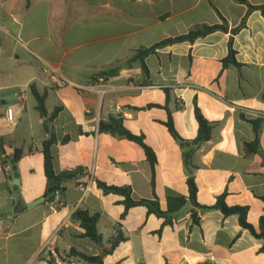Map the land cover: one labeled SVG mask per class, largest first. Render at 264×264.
<instances>
[{
  "label": "crops",
  "instance_id": "0c3cea01",
  "mask_svg": "<svg viewBox=\"0 0 264 264\" xmlns=\"http://www.w3.org/2000/svg\"><path fill=\"white\" fill-rule=\"evenodd\" d=\"M246 12L239 0H0V161L23 151L15 163L17 190L10 162L0 164V264H264L263 240L242 229L236 215L206 210L194 224L188 212L163 226L162 218L136 206L121 219L123 197L104 194L95 182L128 186L134 199L155 197L164 208L168 195L187 196L192 174L199 204L212 206L226 192V204L247 206V221L259 230L264 157L249 152L246 144L255 137L248 120L262 118L264 153V12L251 11L234 36L240 67H223L230 33L216 31L193 43L157 49L145 59L147 74L135 62L110 75L140 48L220 23V15L232 29ZM47 67L66 79L65 87L50 82ZM31 85L46 93L48 114L59 108L52 122L54 170L82 171L64 184L57 201L45 198L27 208L44 197L42 142L48 137ZM194 100L214 127L190 169L184 148L165 126L164 107L179 137L193 140L198 130ZM7 108L13 110V122L5 118ZM110 116L121 117L124 127L143 136L154 151L153 188L143 148L99 130ZM18 199L26 208L15 214ZM77 209L99 214L104 247L118 230L126 238L101 263L70 255L71 249L90 256L101 252L71 218Z\"/></svg>",
  "mask_w": 264,
  "mask_h": 264
},
{
  "label": "trees",
  "instance_id": "16d2710c",
  "mask_svg": "<svg viewBox=\"0 0 264 264\" xmlns=\"http://www.w3.org/2000/svg\"><path fill=\"white\" fill-rule=\"evenodd\" d=\"M241 3L247 6L246 15L243 17L241 23L229 29L228 23L226 19L220 15V23L212 24V25H203L200 27H196L194 29L189 30L185 34L168 37L163 39L159 42L154 43L153 45L138 49L135 54L125 60L122 64L116 66L110 72V75H117L119 69L124 66L128 65L131 66L133 63H139L142 71L147 74L148 70L145 64V59L152 54H155L157 49L182 43V42H190L193 43L196 39L205 37L213 32L222 31L226 33H230L229 40H228V54L222 60L223 67H227L228 65H234L236 67H240L241 65L236 60V51L233 48V40L234 36L245 26V21L247 15L253 10H261L264 12V4L259 6L250 5L246 0H239ZM30 90L32 95L36 100V109L40 114V117L44 119L43 121V131L44 133L48 134V137L43 140L42 142V154H43V168H44V175L46 179V190L44 193V197L46 200H50L51 202L57 201L58 195H62L65 187L64 184L75 178L78 173L82 171V169H77L74 171H60L56 172L53 167V154H52V146L56 143V135L52 127V122L56 118L59 108L56 107L54 110L48 114L46 107H45V100H46V93H40L35 86L31 85ZM168 112V119L165 123L169 133L174 137L177 141L180 142L181 146L184 148L183 152V161L185 166L188 168H193L192 164V157L198 147L205 141H208L211 137L212 129L214 127V123L208 121L202 114L201 110L196 104L194 100V117L197 122L198 130L197 135L193 140H184L174 129L171 114L167 106L164 107ZM263 119L257 118L248 120L249 123L252 125V129L254 132V139L250 143H247V149L249 152H256L260 153L264 157V153L259 146V133L260 127L262 124ZM99 130L102 132H107L112 135L121 136L127 140L133 141L136 144L140 145L143 148L145 158L150 165L151 169V186H154V177H155V165L157 163L156 155L154 151L146 145L144 142L143 136H137L132 134L128 131L124 125L123 120L119 116H110L107 122H100ZM67 138H64L62 141H66ZM23 151L22 149H16L12 158L10 160H1L0 164L6 165L9 162L14 161L15 163L20 160L22 157ZM96 185L99 189L102 190L104 194H117L123 197L122 204L125 207L124 212L121 215V219H123L126 215L128 209L136 206H144L147 209L148 215H155L158 218L163 219V226L172 225L173 221L178 219L180 216L176 215V212L185 202H189L191 205V209L186 211L185 213L190 212L191 215L194 212L198 211H206L211 209L220 210L224 216L236 215L238 217V223L242 229H246L250 232L251 235L258 239L263 240V245L261 250L264 251V209L263 214L259 218V230L256 229L247 221V206H228L225 202L226 192L219 195L216 199V202L212 206H203L198 203L197 201V187L194 181L192 174L187 178L186 183L188 187V194L187 196L183 195H168L166 197V206L162 208L158 202L157 198L153 199H134L132 197V190L130 187H119V186H109L99 180H96ZM264 204V195L260 197ZM14 213L18 214L25 210V204L21 201V199L16 200L13 202ZM71 218L75 221H78L80 227L84 230L83 237L90 239L93 243L98 245L101 248V252L98 256H90L85 253L76 251L75 249L70 250L71 256H78L83 260L88 262H99L101 263L102 258L106 255L111 254L114 249L119 245V243L125 241V236L122 234L120 230L117 231L116 235L109 240V246H103V236L99 233L97 228V223L99 221V214L98 213H90L84 209H77L75 210ZM192 220L194 224H199L200 218L192 216ZM160 231H158L159 233ZM49 264H53L50 262Z\"/></svg>",
  "mask_w": 264,
  "mask_h": 264
},
{
  "label": "built area",
  "instance_id": "2783aa9c",
  "mask_svg": "<svg viewBox=\"0 0 264 264\" xmlns=\"http://www.w3.org/2000/svg\"><path fill=\"white\" fill-rule=\"evenodd\" d=\"M44 72L48 75L50 82L57 88H62L66 86V79L57 70L47 67L44 69ZM75 87L79 88V86ZM5 118L8 122L14 121V113L12 108H7ZM48 253L50 256H56V252L52 247H48ZM57 264H62V262L58 261ZM69 264H74V260L70 261Z\"/></svg>",
  "mask_w": 264,
  "mask_h": 264
},
{
  "label": "water",
  "instance_id": "95a60500",
  "mask_svg": "<svg viewBox=\"0 0 264 264\" xmlns=\"http://www.w3.org/2000/svg\"><path fill=\"white\" fill-rule=\"evenodd\" d=\"M10 165H11V170L13 171V177H14V180H13V190H17L18 188V183H19V178H18V173L16 171V165H15V162L14 161H11L10 162ZM45 200V197H42L38 200H36L35 202L31 203V204H27V208H32L34 205L36 204H39V203H42L43 201ZM191 209V205L189 204V202H185L181 208H179L176 212V215L179 216L181 214H184L186 211L190 210ZM203 210L199 211V212H194L193 216L194 217H197L198 214H203Z\"/></svg>",
  "mask_w": 264,
  "mask_h": 264
}]
</instances>
